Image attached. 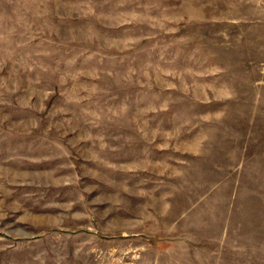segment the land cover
Instances as JSON below:
<instances>
[{"label":"rangeland","instance_id":"obj_1","mask_svg":"<svg viewBox=\"0 0 264 264\" xmlns=\"http://www.w3.org/2000/svg\"><path fill=\"white\" fill-rule=\"evenodd\" d=\"M0 264H264V0H0Z\"/></svg>","mask_w":264,"mask_h":264}]
</instances>
